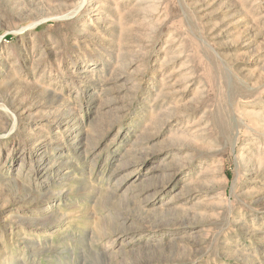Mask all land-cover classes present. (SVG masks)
Masks as SVG:
<instances>
[{"label": "rangeland", "instance_id": "rangeland-1", "mask_svg": "<svg viewBox=\"0 0 264 264\" xmlns=\"http://www.w3.org/2000/svg\"><path fill=\"white\" fill-rule=\"evenodd\" d=\"M0 264H264V0H0Z\"/></svg>", "mask_w": 264, "mask_h": 264}, {"label": "bare ground", "instance_id": "bare-ground-1", "mask_svg": "<svg viewBox=\"0 0 264 264\" xmlns=\"http://www.w3.org/2000/svg\"><path fill=\"white\" fill-rule=\"evenodd\" d=\"M55 17L57 18V16H46L45 18H46V19H47V18L52 19V18H55ZM38 21H40V20L32 21L31 23L28 24V26L33 27ZM22 28H23V27H22ZM50 107H51V106H50ZM59 109H60V108H59ZM60 111H61V110H60ZM75 120H76V119H75ZM42 153H43V151H42ZM36 158H37V157H36ZM41 158H42V155H39V156H38V159H41ZM38 159H37V160H38ZM52 161H53V160H52ZM92 162H93V160H92ZM30 165H31V164H30ZM45 165H46V164H45ZM41 170H44V169H41ZM41 170H39V171H41ZM38 173H39V172L35 173V175L38 174ZM45 176L47 177V176H48V173H46ZM49 176H50V175H49ZM55 184H56V183H55ZM51 195H52V194H51ZM24 219H25V218H24ZM31 244H32V243H31Z\"/></svg>", "mask_w": 264, "mask_h": 264}]
</instances>
